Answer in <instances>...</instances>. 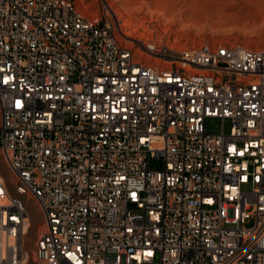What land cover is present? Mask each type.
I'll use <instances>...</instances> for the list:
<instances>
[{
	"label": "built area",
	"instance_id": "2783aa9c",
	"mask_svg": "<svg viewBox=\"0 0 264 264\" xmlns=\"http://www.w3.org/2000/svg\"><path fill=\"white\" fill-rule=\"evenodd\" d=\"M117 27L74 0H0L3 261L26 259L29 194L39 264H264V47Z\"/></svg>",
	"mask_w": 264,
	"mask_h": 264
},
{
	"label": "rangeland",
	"instance_id": "374dc122",
	"mask_svg": "<svg viewBox=\"0 0 264 264\" xmlns=\"http://www.w3.org/2000/svg\"><path fill=\"white\" fill-rule=\"evenodd\" d=\"M74 1L87 17L100 16L105 11L113 21H118L117 38L128 45L134 39L177 51L204 43L241 44L251 49L264 47V0ZM206 125L207 131L220 130L215 120H208ZM224 127L227 131V122ZM148 165L161 168L162 162L149 158ZM243 187L249 189V186ZM22 199L30 217V226L22 239L21 248L27 255L23 264H39L34 243L41 229L42 215L31 195H23ZM253 223L249 219L245 226Z\"/></svg>",
	"mask_w": 264,
	"mask_h": 264
},
{
	"label": "bare ground",
	"instance_id": "6f19581e",
	"mask_svg": "<svg viewBox=\"0 0 264 264\" xmlns=\"http://www.w3.org/2000/svg\"><path fill=\"white\" fill-rule=\"evenodd\" d=\"M122 33H123V35H126L124 32H122ZM29 221L27 220V222L25 223V226H24V234L27 232V229L30 226V222ZM20 245H22V244H20ZM5 250H7V249H6V245L4 243V240L0 238V260H1L0 262H2L3 261V258L6 257L5 256ZM26 257H27V255H26Z\"/></svg>",
	"mask_w": 264,
	"mask_h": 264
}]
</instances>
